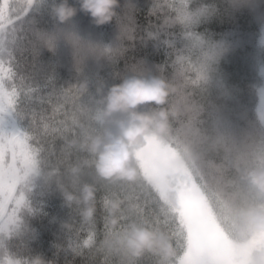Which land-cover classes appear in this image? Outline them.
Instances as JSON below:
<instances>
[{
  "label": "trees",
  "instance_id": "1",
  "mask_svg": "<svg viewBox=\"0 0 264 264\" xmlns=\"http://www.w3.org/2000/svg\"><path fill=\"white\" fill-rule=\"evenodd\" d=\"M10 2L16 8L9 13L11 21H5L4 29L6 34L13 26L18 31L12 56H3L5 78L11 69L18 88L20 77L24 78L26 87L22 91L32 94L34 107H44L50 117L55 109L57 120L64 118L65 110H72V102L65 104L62 98L58 101L54 94L76 85L83 100H91V123L81 119L75 134L63 142L55 141L53 150L62 155L61 166L42 167L26 178L20 186L25 204L16 222L8 227L16 206L11 201L5 210V201L3 214L8 219L5 228H0V264H24L37 254L50 264H111L112 259L117 264L115 257L98 250L104 235L103 217L106 223L108 219V200L121 201L119 227L136 222L164 228L151 215H138L135 201L127 195L114 193L102 199L104 187H133L142 182L138 153L152 141L177 150L178 158L197 182L206 183L217 193V207L240 198L255 199L254 190L243 176L249 168L264 163V111L260 112L258 104L262 84L259 64L264 66V45L259 43L264 0H121L118 16L103 26L94 25L84 13L66 24L57 23L50 15L52 0H35L27 15L21 12L18 20L15 11L27 0ZM173 2L177 6L188 3L193 23L187 29L177 21L178 13L168 7ZM155 3L161 7L153 13ZM165 20L169 21L167 26ZM129 22L135 29L133 40L121 38ZM187 32L199 38L203 50L194 46L182 53L181 83L186 84L191 98L178 103L177 86L171 80L176 73L173 62L177 60V50L189 43ZM149 33L155 35L150 37ZM73 36L83 43H76ZM169 43L173 46L169 47ZM120 46L124 51L115 56L105 50ZM207 51L214 55L207 65L206 80L201 85L193 83L198 80L197 60ZM153 75L174 88L165 105L176 113L170 118V129L164 139L146 136L135 149L139 172L136 181L102 180L95 173L94 156L83 147L91 137L103 135L108 126L101 100L111 85L127 77ZM82 84L86 87L81 88ZM51 95L44 105L36 100ZM154 107L144 105L140 110L152 111ZM29 128L28 118L21 119L12 109L0 111V134L26 133ZM85 183L95 188L92 228L85 225L89 221L81 216L82 206L68 203L63 197L65 191L79 195ZM137 264H155V260L146 256Z\"/></svg>",
  "mask_w": 264,
  "mask_h": 264
},
{
  "label": "snow or ice",
  "instance_id": "2",
  "mask_svg": "<svg viewBox=\"0 0 264 264\" xmlns=\"http://www.w3.org/2000/svg\"><path fill=\"white\" fill-rule=\"evenodd\" d=\"M34 2L35 0H27L24 7L15 11L18 20L21 19V12L27 15ZM187 4L181 3L177 6L173 2L168 5L178 13L176 19L183 23L186 29L193 23V16L188 11ZM160 7V4L155 3L153 13H156ZM15 8L16 5L10 0H3V3H0V111L5 109L16 111L21 119H29L30 128L26 133L0 134V228H5V220L8 219L3 214L5 201L12 200L16 206L13 209L14 216L9 219L7 227L16 222L18 212L25 204L20 186L26 178L32 173H38L42 167L58 169L61 166L62 155L60 153L57 155L53 150L55 141L59 139L63 142L68 136L75 134L76 125L81 119L91 123L89 108L91 100L84 101V96L81 95L76 85L54 94L58 101L62 98L65 104L68 101L72 102V110H65L64 118L57 120L55 109L50 117L46 114L47 110L44 107L38 110L34 107L32 94L29 95L22 91L26 87L23 83L24 78L20 77L22 83L19 88L11 69L8 70V78H5L3 56L5 54L12 56L18 29L13 26L11 33L6 34L4 25L6 20L11 21L9 13ZM128 19L130 21L131 18ZM168 23L169 21L165 20V26ZM126 24V35H122L121 38L127 36V39L133 40L135 29L130 22ZM153 35L155 34L149 33L150 37ZM186 35L189 43L185 48L177 50V60L173 62L176 73L171 79L177 86L175 100L178 103L187 102L191 98L186 90V84L181 83L184 71L182 53L191 50L194 46L203 50L199 38L190 32ZM72 39L76 43H83L78 37L73 36ZM49 43L51 44L52 41L50 40ZM172 46L169 43V47ZM105 50L110 56L124 51L122 46ZM213 55V52L207 51L202 58L197 60L198 80L193 83L201 85L206 80L207 65ZM9 79L12 83H9ZM51 99L52 95L36 98L41 105ZM33 144L36 147H33ZM54 159L55 164H53ZM138 160L142 182L133 187H104L102 188V199L114 193L127 195L129 199L135 201L138 215L149 214L158 225L162 224L165 230L174 237L177 252L181 253L177 255L175 264H235L234 257L244 255L242 248L238 249L234 246L221 222L217 204L214 203V197L218 202L217 193L208 189L206 183L197 182L192 171L178 158L175 148L152 141L139 151ZM173 181L175 186H173ZM170 191L177 193L176 206L168 202L167 197ZM130 192L134 194L129 195ZM13 193L16 196H13ZM103 220L105 234L109 228L104 217ZM94 224L95 221L85 222L89 228H92ZM88 242H91V237ZM98 250L102 252L100 247ZM105 264L108 262L106 261ZM111 264H115L113 259Z\"/></svg>",
  "mask_w": 264,
  "mask_h": 264
},
{
  "label": "clouds",
  "instance_id": "3",
  "mask_svg": "<svg viewBox=\"0 0 264 264\" xmlns=\"http://www.w3.org/2000/svg\"><path fill=\"white\" fill-rule=\"evenodd\" d=\"M121 0H52L50 15L59 24L72 21L78 13L90 17L96 26L109 24L118 16ZM86 87L85 84L81 88ZM174 91L172 85L159 76H130L108 88L102 98L104 116L108 126L103 135L90 138L85 147L94 156L96 175L105 181H136L139 172L135 165V149L146 136L164 139L170 129L174 110L165 107ZM144 105H153L152 111H141ZM243 179L255 192V199L240 198L217 207L234 246L244 255L234 257L235 264H264V163L246 170ZM173 186L175 182L173 181ZM66 202L81 205V216L93 221L96 214L95 188L85 183L79 195L65 191ZM168 202L176 206L177 193H168ZM121 201L108 200L105 204L109 230L103 235L99 247L116 258L117 264H137L150 256L155 264H175L178 255L174 237L165 228L147 223L131 222L119 227L117 213ZM15 264H20L16 261ZM24 264H50L37 254Z\"/></svg>",
  "mask_w": 264,
  "mask_h": 264
},
{
  "label": "rangeland",
  "instance_id": "4",
  "mask_svg": "<svg viewBox=\"0 0 264 264\" xmlns=\"http://www.w3.org/2000/svg\"><path fill=\"white\" fill-rule=\"evenodd\" d=\"M259 43L264 45V25L262 27V33H261L260 38H259ZM259 74H260L261 80H262V84L259 87V98H258L259 109L261 112V109H263V111H264V66H263V64H259ZM102 114L104 116V112ZM104 118H106V117L104 116Z\"/></svg>",
  "mask_w": 264,
  "mask_h": 264
},
{
  "label": "water",
  "instance_id": "5",
  "mask_svg": "<svg viewBox=\"0 0 264 264\" xmlns=\"http://www.w3.org/2000/svg\"><path fill=\"white\" fill-rule=\"evenodd\" d=\"M15 195V193H13V196ZM10 202H11V200H8L7 202H6V208H5V210L8 208V206L10 205Z\"/></svg>",
  "mask_w": 264,
  "mask_h": 264
}]
</instances>
